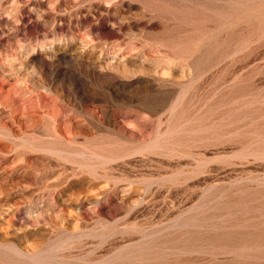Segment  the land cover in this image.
Here are the masks:
<instances>
[{
  "label": "rangeland",
  "instance_id": "obj_1",
  "mask_svg": "<svg viewBox=\"0 0 264 264\" xmlns=\"http://www.w3.org/2000/svg\"><path fill=\"white\" fill-rule=\"evenodd\" d=\"M0 264H264V0H0Z\"/></svg>",
  "mask_w": 264,
  "mask_h": 264
},
{
  "label": "bare ground",
  "instance_id": "obj_2",
  "mask_svg": "<svg viewBox=\"0 0 264 264\" xmlns=\"http://www.w3.org/2000/svg\"><path fill=\"white\" fill-rule=\"evenodd\" d=\"M239 236V235H238ZM248 239H250L252 242L258 241V238H253L250 233H242L241 236H239V242L241 246H249V247H256V244L254 243H248ZM245 262V261H244Z\"/></svg>",
  "mask_w": 264,
  "mask_h": 264
}]
</instances>
